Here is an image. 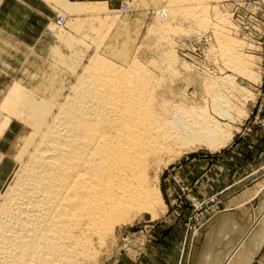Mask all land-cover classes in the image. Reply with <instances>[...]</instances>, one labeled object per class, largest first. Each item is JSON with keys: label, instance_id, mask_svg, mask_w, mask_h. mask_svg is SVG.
I'll use <instances>...</instances> for the list:
<instances>
[{"label": "rangeland", "instance_id": "rangeland-1", "mask_svg": "<svg viewBox=\"0 0 264 264\" xmlns=\"http://www.w3.org/2000/svg\"><path fill=\"white\" fill-rule=\"evenodd\" d=\"M70 1L101 5L98 13L74 17L48 1L55 20L64 18L63 25L51 22L52 35L36 48L3 42L0 47V127L5 128L0 139L4 137L7 143L3 149L12 166L5 187L0 189V207L35 147L31 146L24 158L19 153L35 130L27 96L63 104L88 66L101 59L124 70L139 71L142 80L150 82L147 96L161 95L181 109L204 112L219 120L231 137L217 149L196 146L166 157L159 175L162 206L155 215L145 212L116 226V237L111 236L99 247L97 258L84 264H161L165 254L160 244L173 238H180L182 264H200L199 256L206 247L203 239L213 226L217 228L222 220L232 217L233 226L237 222L235 227H242L235 213L222 211L220 192L203 195L209 187H199L202 196H197L190 176L207 156L235 146L244 131L255 126L264 129V0ZM217 108L228 111L229 116H221ZM261 170L254 180L261 178L255 183L261 185L263 197L250 201L252 209L256 202L261 201L259 209L264 206V167ZM216 194L219 203L203 210L197 231L187 230L193 201ZM250 214L251 220L257 215L254 211ZM218 248L221 250L220 244ZM254 259L253 264H264V246Z\"/></svg>", "mask_w": 264, "mask_h": 264}, {"label": "bare ground", "instance_id": "bare-ground-1", "mask_svg": "<svg viewBox=\"0 0 264 264\" xmlns=\"http://www.w3.org/2000/svg\"><path fill=\"white\" fill-rule=\"evenodd\" d=\"M48 1L74 17L98 13L101 5ZM108 63L93 61L63 104L27 96L35 130L19 153L24 158L35 147L0 207V264L96 259L116 226L162 206L166 157L230 140L219 120L147 96L150 82L139 71Z\"/></svg>", "mask_w": 264, "mask_h": 264}, {"label": "crops", "instance_id": "crops-1", "mask_svg": "<svg viewBox=\"0 0 264 264\" xmlns=\"http://www.w3.org/2000/svg\"><path fill=\"white\" fill-rule=\"evenodd\" d=\"M52 8L48 0H0V47L2 42L8 46L28 49L38 47L41 41H46L52 35L49 31L50 23L55 20ZM242 134L237 138L235 146L232 144L227 150L207 156L204 161L197 163L190 176L196 190L193 189L194 193L199 194V187L202 189L207 186L209 189L202 192L203 195L220 192L223 198L222 211L235 213L241 219L242 227L245 225L244 229L241 226L235 227L237 222L233 226L234 220L229 217L230 221L224 219L218 223L217 228L213 226L203 239L206 247L204 254L199 256L200 264H253L256 253L264 246V206L259 209L260 201L256 202L254 209L250 207V201L263 197L259 188L261 185L255 183L261 178H254L264 167V129L255 126L252 131H244ZM6 145L4 137L1 138L0 189L5 187L8 174L12 173V166H9L3 149ZM201 165L205 167L200 169ZM242 170L244 173L239 176ZM253 211L257 215L251 220L250 213ZM241 212L247 215L243 217ZM231 232L239 234L229 236ZM179 239L173 238L160 244L163 246L160 251L163 250L162 254H165L161 264H182ZM219 244L221 250L218 248L217 251L216 246Z\"/></svg>", "mask_w": 264, "mask_h": 264}, {"label": "built area", "instance_id": "built-area-1", "mask_svg": "<svg viewBox=\"0 0 264 264\" xmlns=\"http://www.w3.org/2000/svg\"><path fill=\"white\" fill-rule=\"evenodd\" d=\"M55 22H57L58 24L63 25L64 24V18L63 17H58ZM51 30V28H50ZM52 31V30H51ZM219 195H212L211 197H207V198H203V199H196L195 201H193V206H194V210L191 212V217L190 220H188L187 223V230H193V231H197V227L199 226V224L197 222L200 221L202 214H203V210L209 206V205H217L219 203Z\"/></svg>", "mask_w": 264, "mask_h": 264}]
</instances>
